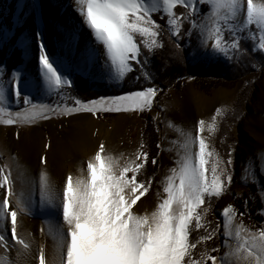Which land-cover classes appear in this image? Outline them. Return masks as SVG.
<instances>
[{"label":"snow or ice","instance_id":"obj_1","mask_svg":"<svg viewBox=\"0 0 264 264\" xmlns=\"http://www.w3.org/2000/svg\"><path fill=\"white\" fill-rule=\"evenodd\" d=\"M70 3L71 0L68 6ZM75 4V11L82 19L69 17L64 25L53 21L54 28L66 37L63 55L53 54L43 39L44 33L37 29L38 77L24 79L21 69L13 70L9 90L14 93L15 104L23 107L13 112L0 106L3 124L31 122L36 117L48 119L49 113L150 110L159 91L156 87L100 97L87 103L76 99L74 107L59 112V105L53 108L51 104L35 102L34 96L44 89L49 97L52 94L63 97L73 87L72 74L90 75L101 56L105 67L115 69L117 80L132 72L134 64L141 65L142 74L151 78L144 67L149 63L147 52L154 54L157 47H163L159 38L165 31L177 49L193 48V59L212 54L230 58V50L242 51L241 41L245 34L254 35V26L259 41L251 51L264 55V3L253 0H75ZM36 5L37 0H31V7L25 12V0H20L18 16H30ZM205 5L211 6L210 12H203ZM53 6L60 7L62 13L67 10L61 0H53ZM177 6L183 11L178 13ZM154 13L161 14L166 28L153 18ZM86 30H90L94 40L86 41L81 48L78 38ZM194 35L198 40L195 47ZM185 39L187 43L182 46L180 41ZM29 44L28 39L19 42L26 53ZM4 102L5 89L0 84V105ZM203 129L204 122L200 121L199 132ZM144 147L141 144L125 160L123 155L115 158L106 154L104 145L100 144L87 163V175L77 178L69 175L59 193L48 183L46 173H41L38 203L46 225L42 231L53 241L47 264H264V223L255 227L243 223L246 215L250 217L248 200L244 202L245 212H239L231 204L223 209L220 213L223 231L221 223L213 225L207 219L213 198L224 196L232 183L233 174L227 167L232 164L231 152L226 161H221L202 135L188 134L183 153H178L175 166L168 169L161 181L158 204L141 215L135 206L152 187L153 178L141 180L139 175L149 164L158 163L156 157L150 159ZM156 147L165 150L160 144ZM41 160L46 162L44 158ZM245 175H253L251 182L258 179L246 165ZM258 187V195L264 202V185ZM0 188L7 190V196L0 201V219L10 215L11 239L15 241L14 245L10 244L9 237L0 233V246H20L16 247L13 264H30L35 258L32 244L17 238V215L18 211L30 213L37 201L32 191H21L15 202L17 210L9 212L8 197L16 193L10 172L3 168H0ZM257 215L264 217V208ZM221 237L222 242L216 244ZM38 251V264H46L44 248Z\"/></svg>","mask_w":264,"mask_h":264},{"label":"rangeland","instance_id":"obj_2","mask_svg":"<svg viewBox=\"0 0 264 264\" xmlns=\"http://www.w3.org/2000/svg\"><path fill=\"white\" fill-rule=\"evenodd\" d=\"M19 2L20 0H0V52L5 56L4 58L0 55V70L3 73L0 76V84L5 89V102L0 106L9 108L13 112L20 111L23 107L15 104L14 93L9 90L8 82L12 79L13 70L21 69L24 79L38 77L36 59L38 48L35 39L37 29L44 33L43 39L48 49L53 54L63 55V43L66 37L64 32H58L54 28L53 21L64 25L69 17L75 20L82 19L75 11L73 0L70 6H68L70 0H61V3L67 6V10L63 13L60 7L53 6V0H37L35 11L27 17L18 16ZM253 2L264 3V0H253ZM25 3L27 6L24 11L28 12L31 0H25ZM202 10L208 13L211 11V6L205 5ZM177 12H181L179 6H177ZM155 14L153 18L166 28L165 21L157 18ZM157 15L160 17L161 14L157 13ZM252 29L254 35L245 34V38L241 41L242 51L233 53L230 50L228 54L230 58H225L223 54H212L193 59V48L185 47L184 52L176 48L180 54L186 55L189 66H203L206 72H212L214 69L211 66L216 65H219V70L221 68L225 70V73L237 68L236 72L242 73V76L233 85L218 84L204 89L190 77L180 85L181 87L170 83L166 89H162L156 82L160 80V76L157 78L156 74H161V71L159 73L153 71L151 75L155 79L149 78L150 81L142 84L144 87L140 89L144 90L150 84L152 86L149 87L159 89L150 110L95 114L75 111L71 115L49 113L48 119L36 117L31 122L13 125L0 122V168L10 172L16 193L8 197V211L17 210L15 202L21 191H32L33 198L37 201L30 213L18 211L17 215V238L28 241V235L37 234L38 243L34 247L36 258L31 259L30 263L38 264V250L43 247L47 264V260L51 258L53 243L52 239L42 231V228L46 229V225L40 215L41 209L38 203L41 173H46L50 184L49 175L56 169L60 159L69 172L67 177L69 175L73 178L81 177L82 174L87 173V163L94 157L100 144L104 145L106 154L115 158L123 155L125 160L130 159L141 144L145 146V151L159 153L157 165L149 164L139 175L141 180L153 178L152 187L135 206V211L143 215L145 212L152 211L158 204L157 192L162 189L161 181L167 175L168 169L175 166L178 153H183L188 134L202 135L221 161H226L229 158L228 153L231 152L232 164L227 167L233 174L228 192L219 199L213 198L212 211L207 219L213 225L217 222L221 223V231H223V217L220 215L223 209L231 204L239 212H245L244 202L248 200L250 217L246 215L243 223L249 227L264 223V217L257 215L258 211L264 208V202L258 195V186L264 185V55L251 51L253 45H258L259 41V32L254 26ZM23 39L30 41L27 53L19 46V42ZM225 39H228L226 31ZM88 40H94L90 30L80 33L79 47L83 48ZM186 43V39L183 43L180 41L182 46ZM170 44L176 47L173 41ZM192 45L193 47L198 45L195 35L192 37ZM16 52H20L19 56L13 57L15 60L12 62L10 58ZM167 59L171 61V64L173 63V57ZM10 64L12 69L9 71ZM133 67L134 70L123 80H117L115 71L113 74L108 72L101 56L99 62L93 66L90 75H82L78 72L72 74L70 79L73 80V87L67 89L63 97L55 94L49 97V93L42 89L38 95L34 96V101L51 104L53 108L59 105L57 112L65 107H74L75 100L79 99V92H77L79 87L77 88L78 84L74 78L77 74L88 80L85 81L89 84L85 85V89L112 91L113 88H117V92H120L124 86V80H126L125 83L129 82L130 86H135V83L137 86V82L142 80L141 78L144 79L141 65L134 64ZM120 94L124 93H114L110 96ZM99 98L93 100H99ZM79 100L84 103L89 102ZM200 121L204 122L202 133L199 132ZM152 134L156 135L155 144L150 142ZM157 144L165 150L161 151L156 147ZM41 158H44L46 162L42 163ZM245 165L249 172L258 177L255 182H251L253 175H245ZM242 176H244L243 180ZM50 186L57 193L63 189H57V186L54 187L52 184ZM6 196L7 190L0 188V201ZM258 199L262 205L256 209L254 200ZM0 233L9 237L10 244H15V241L11 239L10 215L6 219H0ZM222 239V237L217 239L216 244H220ZM16 247L0 246V264L4 260L13 264L17 258Z\"/></svg>","mask_w":264,"mask_h":264},{"label":"trees","instance_id":"obj_3","mask_svg":"<svg viewBox=\"0 0 264 264\" xmlns=\"http://www.w3.org/2000/svg\"><path fill=\"white\" fill-rule=\"evenodd\" d=\"M183 9L181 8V11ZM155 16L157 18L160 19V17L157 15V13L155 14ZM188 25L186 24L185 27H187ZM160 43L163 44V47H157L155 49V53H151V52H147V49H143L144 52H147L148 55V60L149 63L147 65H145L144 67L148 68V72L152 73L153 71H158L157 73H159L161 71V74H156V77L159 78L160 76V80L156 81L157 83H159L160 87L162 89H166V87L168 86V84H173V85H179L178 87H181L180 85L182 83H184V81H186L188 78H193L194 81L200 85L202 88L204 89H209L210 87H215L218 84H224V85H233L240 76H242V73L240 74V72H236L238 71L237 68L225 73L223 70H219V65L217 66H211L214 70L211 72H206V70L204 69V67H192L189 66L186 62V55L183 53H179V50L176 49V47H174L172 44V40L169 38L167 32H163L161 37L159 38ZM182 43L184 42V40H181ZM184 52V51H183ZM20 52H16L15 55L12 56V58H10V60L12 62H14V58L16 56H19ZM0 55L2 57L5 58V56H3V54L0 52ZM173 57V63L171 64V61L167 58H171ZM144 58H142L143 60ZM262 59V58H261ZM161 60V61H160ZM14 66V64H13ZM9 71L12 69H10L11 64L8 66ZM163 71V72H162ZM133 75V74H131ZM144 79L141 78L142 80H139L138 85L136 86H130L129 82L125 83L126 80H124V86L122 88V90L120 92H117V88H113L112 91H93L91 90V88L89 89H85V85H89L87 82V79L85 80L84 77H82L81 75L77 74L74 78L76 85L77 86V92H79V99H83L85 101H90L93 99H97L99 97H106V96H110L112 94H119V93H126V92H131V91H139L140 89H142L144 86L142 84H146L147 81L149 82L150 79L149 77H147L146 75H144ZM151 78L152 75H151ZM155 79V78H153ZM213 84V85H212ZM212 85V86H211ZM149 86H152L151 84ZM148 86V87H149ZM146 87V86H145ZM147 88V87H146ZM144 88V89H146ZM85 89V91H84ZM84 94H87V96H83ZM150 139H152L151 144L152 143H156V135L152 134ZM153 150H154V146H153ZM149 153V157L150 159L152 157H156L157 158V154L154 152H151V150L148 151ZM153 175V174H151ZM257 202V204H256ZM254 204L256 205V209L257 207H261V203L260 200H254ZM260 217V216H259ZM209 244H211V242H209ZM213 255H215V253H213Z\"/></svg>","mask_w":264,"mask_h":264},{"label":"bare ground","instance_id":"obj_4","mask_svg":"<svg viewBox=\"0 0 264 264\" xmlns=\"http://www.w3.org/2000/svg\"><path fill=\"white\" fill-rule=\"evenodd\" d=\"M73 3L76 7L75 4V0H73ZM5 13V12H4ZM108 68V72L113 74L115 69L112 67H107ZM89 155V154H88ZM68 166V165H67ZM69 172L66 169V166L64 165L63 161L59 159L58 164L56 165V169L50 173L49 177H50V184H52L54 187L58 188H63L65 181L67 179V174ZM87 173H84L81 175L82 176H86ZM160 192L162 193V189L160 190ZM37 234L35 233L34 236L32 235H28V241L33 245L32 246V251H33V255H35L36 253L34 252V247L37 246L38 243V239H37ZM33 237V238H32ZM36 258V257H35ZM2 264H9V261L4 260ZM30 264H37L35 263H30Z\"/></svg>","mask_w":264,"mask_h":264}]
</instances>
